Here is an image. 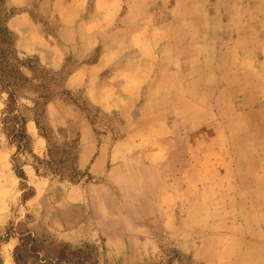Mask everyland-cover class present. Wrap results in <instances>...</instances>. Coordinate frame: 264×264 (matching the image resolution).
<instances>
[{"label": "crops", "instance_id": "obj_1", "mask_svg": "<svg viewBox=\"0 0 264 264\" xmlns=\"http://www.w3.org/2000/svg\"><path fill=\"white\" fill-rule=\"evenodd\" d=\"M164 1L158 2L156 21H149L148 8L141 12L144 33L180 28L179 5ZM216 1L188 0L182 8L187 14L182 25L189 29L183 53L168 47L180 42L175 33L140 40L144 55L149 45L160 50L152 64L142 58L138 70L139 56L124 50L88 63L90 45L107 44V29L117 36V23L132 24L129 0H93L89 12L88 0H58L66 15L59 16L58 42L88 49L81 56L86 64L69 75V83L97 93L109 111L128 109L130 125L166 127L120 139L103 135V142L87 127L78 135L77 167L95 182L87 202L89 220L95 217L85 231L96 244L125 254L130 242H150L157 249H143L146 260L167 242L197 264H257L264 258V0H252L248 10L237 8L242 16L236 18H230L233 0ZM41 4L49 7L53 1ZM77 12L89 13L83 29L91 37L77 38ZM245 12L252 15L245 19ZM136 37L109 39L128 50L138 44ZM183 54L188 71L182 70ZM48 62L61 70L66 58L54 53ZM163 64L171 69H159ZM119 100L124 104L117 105ZM202 123L217 132L194 131Z\"/></svg>", "mask_w": 264, "mask_h": 264}, {"label": "rangeland", "instance_id": "obj_2", "mask_svg": "<svg viewBox=\"0 0 264 264\" xmlns=\"http://www.w3.org/2000/svg\"><path fill=\"white\" fill-rule=\"evenodd\" d=\"M2 1L0 21L6 23L13 38L10 47L0 42V264H197L172 242L164 243L160 251L149 253L146 260L143 249H157L150 242L147 245L130 242L127 253L121 254L103 243H94L92 235L86 237L85 230L95 217L89 220L87 206L95 182L87 170L77 167L81 150L78 135L87 127L99 142H103V135L120 139L128 132H160L166 127L143 130L138 123L130 125L128 109L117 107L109 111L102 106L97 93L77 89L69 83V75L82 63L86 64L81 56L88 49L79 43L62 46L58 42L61 33L59 16L65 15L58 0H51L53 6L49 7L41 4L44 0ZM92 1L88 0V12L92 9ZM129 1L132 15L130 10L127 15L132 24L117 23L121 34L117 36H137L138 44H131L128 50L124 46L112 45L109 38L117 37L115 29H107V44L96 45L95 49L91 44L88 63L97 62L109 52L124 50L139 56L135 63L140 70L142 58L149 57L152 64L153 57L160 50L158 45H149V55H144L147 50L140 40L146 36L148 40H159L167 33L168 36L175 33L180 38L178 44L169 48H177L182 53L187 50L182 42L189 29L183 28V18L187 14L182 8H186L188 0L164 1L166 6L179 5L182 18L180 28L167 30L165 34H158L153 29L144 33L140 28L142 18L138 22L141 12L145 13L144 8L149 10V21H156L158 14L155 16V11L162 0H145L143 6L140 0ZM251 1L233 0L234 13L230 18L242 16L236 13L237 8L248 10ZM261 4L259 2L258 6ZM78 14L74 13V17ZM248 15L252 13L245 12L243 18ZM88 16L89 13H81L75 21L80 26L76 29L79 40L92 36L83 29ZM212 33L220 36L219 30L214 29ZM54 53L66 58L61 70L50 67L48 58ZM181 57L182 70L188 71L186 55ZM169 68L168 64L159 67L163 70ZM123 104L120 100L117 103ZM139 111L135 109L138 115ZM199 120L204 122V118ZM206 127L202 123L194 131L217 132L210 125ZM203 147V143L198 142V148ZM19 172H23V177L18 175ZM73 195L75 201H70L69 197ZM76 232H79L78 236H75ZM257 264H264V258Z\"/></svg>", "mask_w": 264, "mask_h": 264}, {"label": "trees", "instance_id": "obj_3", "mask_svg": "<svg viewBox=\"0 0 264 264\" xmlns=\"http://www.w3.org/2000/svg\"><path fill=\"white\" fill-rule=\"evenodd\" d=\"M3 1L0 0V4ZM13 38L12 33L8 30V27L4 21H0V42L6 44V46L10 47L11 39ZM2 40V41H1ZM8 49V48H7ZM23 172H19L18 175L22 176ZM68 264V263H67Z\"/></svg>", "mask_w": 264, "mask_h": 264}]
</instances>
